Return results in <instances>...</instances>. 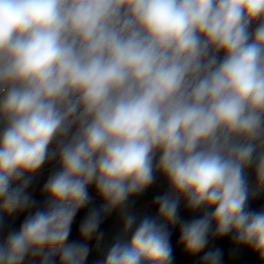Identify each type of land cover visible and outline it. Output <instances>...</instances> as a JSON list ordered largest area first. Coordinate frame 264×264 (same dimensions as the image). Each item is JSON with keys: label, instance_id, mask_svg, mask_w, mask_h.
Instances as JSON below:
<instances>
[{"label": "clouds", "instance_id": "obj_1", "mask_svg": "<svg viewBox=\"0 0 264 264\" xmlns=\"http://www.w3.org/2000/svg\"><path fill=\"white\" fill-rule=\"evenodd\" d=\"M249 174L264 190V0H0V214L27 213L0 264H85L114 212L123 234L97 264H173L177 226L190 256L227 237L264 260ZM158 178L157 216L137 224ZM89 188L102 206L69 241Z\"/></svg>", "mask_w": 264, "mask_h": 264}, {"label": "trees", "instance_id": "obj_2", "mask_svg": "<svg viewBox=\"0 0 264 264\" xmlns=\"http://www.w3.org/2000/svg\"><path fill=\"white\" fill-rule=\"evenodd\" d=\"M222 55V54H221ZM249 185L252 191H255L256 194L249 201V206L252 209L264 208V190L256 191L255 188V178L253 175L249 174ZM167 191V184L163 178H158L157 185L149 189V191L140 197L134 206V215L136 216L137 224L145 217L156 218L157 216V207L152 205V201L155 196L163 194ZM33 199L37 202V206H42L45 199L42 197H34ZM102 206V201L98 197L90 196V203L84 209H81L73 222L72 231L69 236V241L79 240L78 230L79 225L92 207L100 208ZM35 209H33L34 211ZM180 214L183 220H190L194 215L184 210L183 201H181ZM25 215L27 213H21L16 217H8L6 215L0 214V217L3 219L4 230L0 232V241L3 240L7 231L11 229H19L20 224L22 223ZM103 232V237L99 241L95 238L88 242L89 254L86 258L85 264H97V261L103 260L107 254L108 249L111 244L115 241L118 236L123 234V224L119 220L117 213H113L102 223L100 230ZM131 232L127 234L126 239H130ZM179 240V226L172 230L171 236V245H172V254H173V264H196V261L203 256L204 252H207L210 249L219 248L222 253V264H264V260H261L259 255L253 252L250 248H233V245L230 243L229 238L225 237L216 241H212L209 245L202 250L197 256L193 257L186 254L183 250V247L178 245ZM40 257H36L30 261H25V264H40Z\"/></svg>", "mask_w": 264, "mask_h": 264}, {"label": "rangeland", "instance_id": "obj_3", "mask_svg": "<svg viewBox=\"0 0 264 264\" xmlns=\"http://www.w3.org/2000/svg\"><path fill=\"white\" fill-rule=\"evenodd\" d=\"M57 161L55 159L46 161L42 166L40 172L34 177L33 186L30 189L34 197H42L41 190L48 176L52 170L56 167ZM89 196H96V193L93 188H89Z\"/></svg>", "mask_w": 264, "mask_h": 264}]
</instances>
